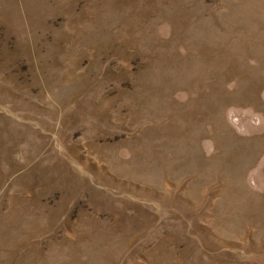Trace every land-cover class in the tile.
<instances>
[{"label": "rangeland", "instance_id": "rangeland-1", "mask_svg": "<svg viewBox=\"0 0 264 264\" xmlns=\"http://www.w3.org/2000/svg\"><path fill=\"white\" fill-rule=\"evenodd\" d=\"M0 264H264V0H0Z\"/></svg>", "mask_w": 264, "mask_h": 264}]
</instances>
